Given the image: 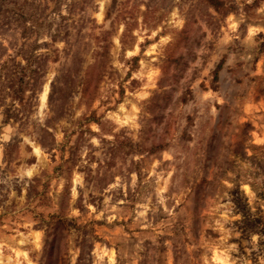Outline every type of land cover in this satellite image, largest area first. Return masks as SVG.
<instances>
[{
	"label": "rangeland",
	"instance_id": "obj_1",
	"mask_svg": "<svg viewBox=\"0 0 264 264\" xmlns=\"http://www.w3.org/2000/svg\"><path fill=\"white\" fill-rule=\"evenodd\" d=\"M0 264H264V0H0Z\"/></svg>",
	"mask_w": 264,
	"mask_h": 264
},
{
	"label": "bare ground",
	"instance_id": "obj_2",
	"mask_svg": "<svg viewBox=\"0 0 264 264\" xmlns=\"http://www.w3.org/2000/svg\"><path fill=\"white\" fill-rule=\"evenodd\" d=\"M45 98V94H43V99ZM35 151L38 153V149L36 148Z\"/></svg>",
	"mask_w": 264,
	"mask_h": 264
}]
</instances>
